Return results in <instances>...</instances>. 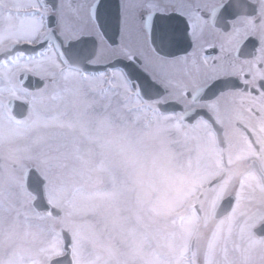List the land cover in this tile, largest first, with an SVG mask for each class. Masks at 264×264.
I'll return each mask as SVG.
<instances>
[{"label": "snow or ice", "instance_id": "obj_1", "mask_svg": "<svg viewBox=\"0 0 264 264\" xmlns=\"http://www.w3.org/2000/svg\"><path fill=\"white\" fill-rule=\"evenodd\" d=\"M0 264H264V0H0Z\"/></svg>", "mask_w": 264, "mask_h": 264}, {"label": "flooded vegetation", "instance_id": "obj_2", "mask_svg": "<svg viewBox=\"0 0 264 264\" xmlns=\"http://www.w3.org/2000/svg\"><path fill=\"white\" fill-rule=\"evenodd\" d=\"M109 3H111V0H109Z\"/></svg>", "mask_w": 264, "mask_h": 264}]
</instances>
